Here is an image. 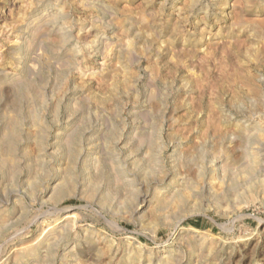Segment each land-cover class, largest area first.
Returning <instances> with one entry per match:
<instances>
[{"label":"rangeland","instance_id":"rangeland-1","mask_svg":"<svg viewBox=\"0 0 264 264\" xmlns=\"http://www.w3.org/2000/svg\"><path fill=\"white\" fill-rule=\"evenodd\" d=\"M0 264H264V0H0Z\"/></svg>","mask_w":264,"mask_h":264},{"label":"bare ground","instance_id":"bare-ground-1","mask_svg":"<svg viewBox=\"0 0 264 264\" xmlns=\"http://www.w3.org/2000/svg\"><path fill=\"white\" fill-rule=\"evenodd\" d=\"M73 219H74V215L73 214H65V216H64V220H67V221H71L72 220V222H73ZM16 250H21V248L20 247L19 248L18 247H14V251H16Z\"/></svg>","mask_w":264,"mask_h":264}]
</instances>
